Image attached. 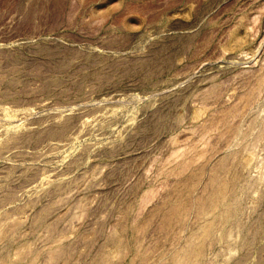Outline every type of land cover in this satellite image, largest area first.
<instances>
[{"label":"rangeland","instance_id":"374dc122","mask_svg":"<svg viewBox=\"0 0 264 264\" xmlns=\"http://www.w3.org/2000/svg\"><path fill=\"white\" fill-rule=\"evenodd\" d=\"M0 264H264V0H0Z\"/></svg>","mask_w":264,"mask_h":264}]
</instances>
